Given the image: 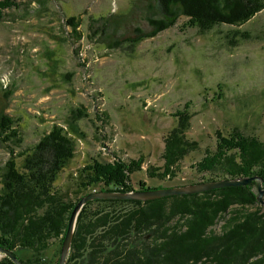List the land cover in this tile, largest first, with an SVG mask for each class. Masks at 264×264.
Listing matches in <instances>:
<instances>
[{
	"label": "rangeland",
	"instance_id": "1",
	"mask_svg": "<svg viewBox=\"0 0 264 264\" xmlns=\"http://www.w3.org/2000/svg\"><path fill=\"white\" fill-rule=\"evenodd\" d=\"M14 3L0 19V116L15 120L23 140L0 139V192L10 148L17 154L34 147L56 123L73 138L75 152L55 187L74 205L84 194L107 188L88 185L92 171L85 168L93 160L141 156L142 169L130 174L133 189L142 183L184 187L208 179L193 165L206 149H215V131L227 135L238 127L264 141V8L245 23L217 24L204 33L181 15L149 36L152 21L162 19L154 0ZM186 104L193 115L186 136L199 142L197 149L181 160L173 179L148 177L147 169L163 166L164 136ZM78 110L85 116L75 117ZM16 161L22 170L25 160ZM258 207L264 212L258 202L249 208ZM234 209L211 230L220 233ZM51 243L38 254L29 248L15 254L29 259L26 264H57L61 239ZM8 259L0 253L1 262Z\"/></svg>",
	"mask_w": 264,
	"mask_h": 264
},
{
	"label": "trees",
	"instance_id": "2",
	"mask_svg": "<svg viewBox=\"0 0 264 264\" xmlns=\"http://www.w3.org/2000/svg\"><path fill=\"white\" fill-rule=\"evenodd\" d=\"M162 19L152 21V36L170 27L181 16L201 32L217 24L240 25L264 8V0H154ZM14 0H0L4 8ZM76 27L73 18L67 19ZM185 105L174 115L176 124L164 136L162 167L147 169L157 179H173L181 160L197 149L199 142L186 136L193 116ZM84 110L74 112L83 117ZM15 120L0 116V139L23 140ZM217 144L194 163L206 181L260 176L264 182V141L235 127L227 135L215 131ZM10 156L3 165L0 192V246L15 254L18 248L46 251L52 240L63 239L74 203L64 201L55 179L75 152L71 135L53 124L34 147ZM25 160L23 169L16 158ZM143 158H116L112 163L93 160L88 185L103 183L99 191H131L130 174L140 171ZM143 185V183H142ZM140 185V189L144 188ZM112 186V187H110ZM114 186V187H113ZM110 187V188H109ZM256 182L191 195L159 199H96L81 209L66 264H264V212L251 210L257 203ZM155 187H152V189ZM161 188V187H157ZM156 188V189H157ZM264 189V187H263ZM87 194V193H86ZM85 195V194H84ZM237 206L225 219L220 233L211 230L217 220ZM16 255V254H15ZM26 264L27 260H21ZM6 261V260H5ZM1 262V261H0ZM1 264H14L10 259Z\"/></svg>",
	"mask_w": 264,
	"mask_h": 264
},
{
	"label": "water",
	"instance_id": "3",
	"mask_svg": "<svg viewBox=\"0 0 264 264\" xmlns=\"http://www.w3.org/2000/svg\"><path fill=\"white\" fill-rule=\"evenodd\" d=\"M256 182L257 184V202L264 204V182L260 176H250V177H239V178H225L220 180L199 182L183 186H174L166 188H153V189H140L129 191H94L89 194L81 196L76 202L75 207L72 208L70 213V219L67 222L66 233L62 239V247L60 248V260L57 264H66L69 259V253L72 247L73 234H75V226L78 220V215L81 209L89 203V201L96 199H117V200H138V201H148L162 197H171L176 195H191L203 193L205 191L231 187V186H245L250 183ZM0 253L8 257L14 264H23L18 256L15 255L11 250L0 246ZM1 264V262H0Z\"/></svg>",
	"mask_w": 264,
	"mask_h": 264
},
{
	"label": "bare ground",
	"instance_id": "4",
	"mask_svg": "<svg viewBox=\"0 0 264 264\" xmlns=\"http://www.w3.org/2000/svg\"><path fill=\"white\" fill-rule=\"evenodd\" d=\"M169 197V196H168ZM157 199H159V198H157ZM154 200V199H153Z\"/></svg>",
	"mask_w": 264,
	"mask_h": 264
}]
</instances>
